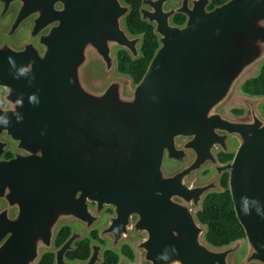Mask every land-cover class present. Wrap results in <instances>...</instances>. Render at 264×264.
Returning <instances> with one entry per match:
<instances>
[{"label": "water", "instance_id": "obj_1", "mask_svg": "<svg viewBox=\"0 0 264 264\" xmlns=\"http://www.w3.org/2000/svg\"><path fill=\"white\" fill-rule=\"evenodd\" d=\"M169 2H143L160 47L136 85L117 70L118 51L142 58L125 0H0V264H38L78 222L62 264L108 206L101 236L117 247L136 233L140 264H235L243 241L212 246L198 218L224 174L248 242L243 264H264V97L239 94L264 65V0ZM232 105L247 117L225 114ZM101 252L94 245L88 264Z\"/></svg>", "mask_w": 264, "mask_h": 264}, {"label": "trees", "instance_id": "obj_2", "mask_svg": "<svg viewBox=\"0 0 264 264\" xmlns=\"http://www.w3.org/2000/svg\"><path fill=\"white\" fill-rule=\"evenodd\" d=\"M227 1L212 0L213 6L222 5ZM142 2L143 0H125V3L131 6V13L126 19V26L133 35H142L144 37L141 46L142 58L138 61H133L128 52L118 51L117 53L118 74L131 78L136 85L142 81L160 47L154 27L141 19L140 9ZM185 22L186 17L183 15H178L174 18V23L179 26L184 25ZM240 91L243 95L249 97H264V65L256 76L249 78L243 83ZM262 112L264 114V104L262 105ZM231 113L235 118H242L245 116L246 111L242 107H235L231 110ZM218 158L221 163H228L233 160L234 153H220ZM228 184L229 176L225 174L221 180L224 192L207 195L202 211L198 215L200 222L208 227L207 241L216 248H223L246 238L245 230L237 219ZM69 235L70 228L65 227L57 239V244H62ZM94 237H97V234ZM123 253L131 255L132 250L125 246ZM89 254V242L85 241L78 244V249L71 255L74 258L87 259ZM41 264H52V256L47 255ZM104 264H106V254ZM110 264H114V262L111 261Z\"/></svg>", "mask_w": 264, "mask_h": 264}, {"label": "flooded vegetation", "instance_id": "obj_3", "mask_svg": "<svg viewBox=\"0 0 264 264\" xmlns=\"http://www.w3.org/2000/svg\"><path fill=\"white\" fill-rule=\"evenodd\" d=\"M181 1L182 0H170V2L167 5V7H175V6L179 5L181 3ZM228 1H230V0H228ZM143 2H144V0H143ZM143 2H142V7L140 9V16H141V10L143 8ZM227 2H225V3H227ZM224 4H222V5H224ZM222 5H218V6H222ZM128 6H130V5H128ZM215 7H217V6H213V2L211 0V6H210L209 10H212ZM183 16H185V15H183ZM174 18H173V22H174ZM9 21H10V17L7 18L6 20L2 21L1 23L3 25H7L9 23ZM24 32H26V34H27V36L25 38L22 37V35H23ZM20 39L21 40L28 39V33H27V29L26 28L21 32ZM245 111H246V114H245L244 117H247L248 111L246 109H245ZM231 147L234 150L232 153H234V155H235V152H236L237 147H238V143L236 141H232ZM220 153H223V152H219L218 155ZM224 154H226V153H224ZM218 155H217V157H218ZM14 158H15V143L13 141H11L9 147L6 149V153L3 155V160L4 161H10V160H12ZM218 160H219V158H218ZM223 164H226V163H223ZM166 166L170 170H175L178 167V164L167 160L166 161ZM209 169H211L213 171V174H214V169L213 168H208V169H205V170L201 171L199 173L197 179L199 181H205V180L209 179L213 174L211 176H209V177H203L202 178V176H206L208 174L207 173V170H209ZM223 176L220 179V183H221V180H222ZM3 206H4V204L0 200V210L3 208ZM92 209H94V210L96 209V205L95 204H92ZM114 213L115 212H114V209L112 207H109V206L106 207V209L103 212V215H102V218H101L100 223L95 228H93L90 232L86 233L85 236L82 239L76 240L72 244L71 249L70 250H67L65 252V254L63 256L62 264H88V262L91 260L92 254H93V246L94 245L100 246L102 248V252H101V256H100V261H99L98 264H104L105 263V254H106V264H110L111 261H113L114 264H131V263H133V264H140L141 258H140V255H139L136 247H135V244L138 242V240H140L141 237H138L136 235V233H131L130 236L126 240H124L117 247H113L114 241H113L112 238H110L109 236H106V237H102L101 236L102 229L105 226L108 225L109 218L111 216H113ZM105 214H106V222L103 221V218H104V215ZM16 216H17V213L14 212L12 214V217H16ZM65 227L70 228V235H69V237L62 244L58 245L57 244V239H58L61 231ZM83 230H84L83 229V226L81 224H79L78 222L68 223V224L63 225L60 228V230L58 232V235H57V237L55 239L54 250H52L51 252L46 253L43 256L42 260L38 264H41L42 261L44 260V258L47 255L52 256V264H59L58 263L57 251H59L67 243V241L72 237V235H73L74 232H81ZM95 234H97V237H94ZM132 237H134L135 240L130 244L129 243V240ZM244 240H246V243H247V246H248L247 238L243 239L242 241L244 242ZM85 241H88L89 242V250H90L89 257L87 259H79V258L72 257L71 254L74 253V252H76V250L78 249V244H80L81 242H85ZM125 246L129 247L132 250V254L131 255H127V254H124L123 253V248ZM247 253H248V250H247ZM238 257H239V254L236 257L235 264H237ZM245 257H244V259H245ZM244 259L241 261L242 264H243Z\"/></svg>", "mask_w": 264, "mask_h": 264}, {"label": "rangeland", "instance_id": "obj_4", "mask_svg": "<svg viewBox=\"0 0 264 264\" xmlns=\"http://www.w3.org/2000/svg\"><path fill=\"white\" fill-rule=\"evenodd\" d=\"M27 36L26 32L23 33L22 37L25 38ZM239 94H242L241 91H239ZM235 107H238L237 105H232L231 107L227 108L224 112L225 114L232 116V113H231V110ZM261 111H262V106L260 107ZM171 166V165H170ZM207 175L206 176H202L203 177H209L213 174V171L211 169L207 170ZM103 221L106 222V214L104 215V218H103ZM135 240L134 237H132L130 240H129V243L131 244L133 241ZM247 250H248V246H247V243H246V240H244L243 242V247H242V250L240 251L239 253V257H238V260H237V264H242V260L244 259V257L246 256L247 254ZM133 264V263H131Z\"/></svg>", "mask_w": 264, "mask_h": 264}, {"label": "clouds", "instance_id": "obj_5", "mask_svg": "<svg viewBox=\"0 0 264 264\" xmlns=\"http://www.w3.org/2000/svg\"><path fill=\"white\" fill-rule=\"evenodd\" d=\"M12 58L11 57H9V60H11ZM30 99H34V97L33 98H30ZM4 123H7V121H4Z\"/></svg>", "mask_w": 264, "mask_h": 264}]
</instances>
